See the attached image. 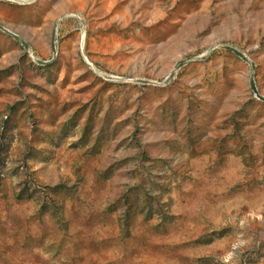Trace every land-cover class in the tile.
Listing matches in <instances>:
<instances>
[{
	"label": "rangeland",
	"instance_id": "rangeland-1",
	"mask_svg": "<svg viewBox=\"0 0 264 264\" xmlns=\"http://www.w3.org/2000/svg\"><path fill=\"white\" fill-rule=\"evenodd\" d=\"M0 264H264V0H0Z\"/></svg>",
	"mask_w": 264,
	"mask_h": 264
}]
</instances>
